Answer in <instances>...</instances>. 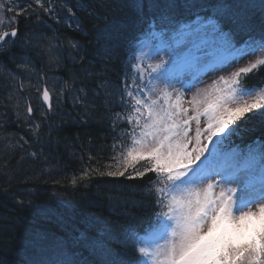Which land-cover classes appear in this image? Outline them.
<instances>
[{"label": "snow or ice", "instance_id": "6c2138e0", "mask_svg": "<svg viewBox=\"0 0 264 264\" xmlns=\"http://www.w3.org/2000/svg\"><path fill=\"white\" fill-rule=\"evenodd\" d=\"M125 7L126 16L106 22L97 37L105 40L98 52L108 58L120 40L130 53L120 83L100 84L110 112L112 162L101 164L91 153L85 162L81 156L83 168L71 184L97 175L148 177L143 192L152 202L154 221L140 230L105 221L97 236L81 233L78 256L34 264H264V141H253L247 150L231 148L245 124L256 118L264 123V81L249 82L264 70V0H127ZM78 12L99 18L78 0H0V48L18 37L19 16L78 30ZM137 26L140 33L129 36ZM41 39L47 48L40 51L55 62L52 41L59 37ZM67 44L75 53L71 58L84 62L83 46L71 38ZM24 47H31L27 37ZM20 59L17 67L31 72V58ZM209 74L217 78L200 87ZM8 76L16 118L29 123L36 110L22 95L25 85L11 72ZM34 87L45 120L71 90L66 81L57 92L46 75ZM79 91L83 95L74 100L83 103L87 94ZM40 126L30 124L37 139ZM0 139L9 159L16 149L37 156L26 152L31 144L24 136L14 143ZM0 174L12 176L6 164H0ZM129 247L133 262L126 259Z\"/></svg>", "mask_w": 264, "mask_h": 264}, {"label": "trees", "instance_id": "16d2710c", "mask_svg": "<svg viewBox=\"0 0 264 264\" xmlns=\"http://www.w3.org/2000/svg\"><path fill=\"white\" fill-rule=\"evenodd\" d=\"M78 2L88 4L99 18L78 12L81 27L70 30L65 25H54L46 18L45 23H39L34 16H19L15 24L18 37L14 43L0 48V138L14 143L24 136L31 144V147L25 145L26 152L37 153L36 157H32L16 149L9 159L3 152L4 140L0 139V164L8 165L12 172L11 178L0 174V264L55 262L68 255L78 256L83 250L79 243L81 233L86 232L89 237H95L103 229L105 221L130 224L133 229H138L142 224L154 220L152 202L145 198L143 192L148 177L141 181L97 175L75 187L71 184L83 168L81 156L85 162L89 153L101 164L112 162L110 112L105 105L106 94L100 84L101 81H110L112 86L120 83L130 55L129 46L120 40L114 42L111 58H108L98 52L105 40H97L106 22L114 17L123 18L129 12L125 7L127 0ZM11 15L6 14L7 17ZM139 33L140 26H137L128 35ZM54 35L59 39L52 41L56 45L52 53L56 60L50 63L48 54L40 51L41 47L47 48V40L41 37ZM25 37L31 41L30 48L24 47ZM145 37L141 36V40ZM68 38L83 46L84 62H79L78 56L75 60L71 58L70 53H75L67 44ZM20 57L31 58V72L17 67L24 62ZM9 72L24 83L22 95L30 97L36 110L34 119L29 123L23 119L17 120L15 99H8L12 91ZM41 75L48 77L50 86L55 81L57 92L66 81L71 85V90L64 92L63 100L47 120L40 115L45 106L34 87ZM262 81L264 70L249 82L260 84ZM81 88L87 94L86 99L83 103H76L74 98L83 95L79 91ZM19 111H24L23 101ZM32 123L41 125L36 141L28 134H33L30 130ZM253 141L257 145L264 141V123L259 118L245 124L232 137L231 146L242 149L254 147ZM41 149L50 152L43 162L39 161L43 154ZM21 156L32 159L28 162L31 167L22 168L24 166L20 161L24 159ZM92 163L95 165L96 161ZM126 200L140 203L132 207L130 203H125ZM46 206L53 212L42 215L39 209ZM126 212L130 215H125ZM113 246L118 247L116 244ZM135 258L129 247L126 259L133 262Z\"/></svg>", "mask_w": 264, "mask_h": 264}, {"label": "bare ground", "instance_id": "6f19581e", "mask_svg": "<svg viewBox=\"0 0 264 264\" xmlns=\"http://www.w3.org/2000/svg\"><path fill=\"white\" fill-rule=\"evenodd\" d=\"M28 134L31 135V139H33V140L36 141L37 136H35V135H33V134H30V133H28ZM41 151H42L43 154L41 155L39 161L43 162V159L46 157L47 154H50V152H49V151H46V150L44 151V150H42V149H41ZM22 157H23V158H22ZM21 158L24 159V160L20 161L21 165L24 166V167H22L23 169L31 167L30 164H29L28 162L31 161L32 159H25V158H26L25 156H21ZM31 165H32V164H31ZM42 175H44V173H43ZM42 177H43V176H42ZM46 207H47V206H46Z\"/></svg>", "mask_w": 264, "mask_h": 264}, {"label": "rangeland", "instance_id": "374dc122", "mask_svg": "<svg viewBox=\"0 0 264 264\" xmlns=\"http://www.w3.org/2000/svg\"><path fill=\"white\" fill-rule=\"evenodd\" d=\"M145 42H150V41H145ZM246 61H242L241 63H245ZM230 71V70H229ZM220 74H226V73H218L217 75H220ZM216 75H206L203 79H204V84L200 85V87H204L205 85L207 84H210L212 80L216 79ZM232 149H235V148H232Z\"/></svg>", "mask_w": 264, "mask_h": 264}]
</instances>
